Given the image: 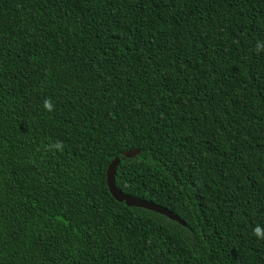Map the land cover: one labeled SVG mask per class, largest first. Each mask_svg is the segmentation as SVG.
Wrapping results in <instances>:
<instances>
[{
    "label": "trees",
    "instance_id": "16d2710c",
    "mask_svg": "<svg viewBox=\"0 0 264 264\" xmlns=\"http://www.w3.org/2000/svg\"><path fill=\"white\" fill-rule=\"evenodd\" d=\"M257 226L264 0H0V264H264Z\"/></svg>",
    "mask_w": 264,
    "mask_h": 264
},
{
    "label": "water",
    "instance_id": "95a60500",
    "mask_svg": "<svg viewBox=\"0 0 264 264\" xmlns=\"http://www.w3.org/2000/svg\"><path fill=\"white\" fill-rule=\"evenodd\" d=\"M139 151H129L124 153V158H132L135 157ZM120 160L118 158H115L110 165L107 167L105 178H106V186L108 188V191L110 195L113 197V199L119 203H124L127 207H135L144 209L147 211H151L154 213H157L159 215H162L172 221H176L179 224H183V222L173 213H171L168 209L164 207H160L158 205H155L153 203L146 202L144 200H139L134 197H131L129 195L124 194L122 191H120L115 184V174L116 169L119 164Z\"/></svg>",
    "mask_w": 264,
    "mask_h": 264
},
{
    "label": "clouds",
    "instance_id": "9594fccd",
    "mask_svg": "<svg viewBox=\"0 0 264 264\" xmlns=\"http://www.w3.org/2000/svg\"><path fill=\"white\" fill-rule=\"evenodd\" d=\"M261 47L259 45V43L257 44L255 51L257 52V54L260 52ZM43 108L45 111L51 112L54 110V106L52 104L51 99H45L43 102ZM44 151L45 152H59V153H63L65 146L63 144L62 141H56V142H51L49 141L47 144H45L44 146ZM252 236L254 238H256L258 241H264V228H261L260 226H257L255 228L252 229Z\"/></svg>",
    "mask_w": 264,
    "mask_h": 264
},
{
    "label": "bare ground",
    "instance_id": "6f19581e",
    "mask_svg": "<svg viewBox=\"0 0 264 264\" xmlns=\"http://www.w3.org/2000/svg\"><path fill=\"white\" fill-rule=\"evenodd\" d=\"M117 158H118V157H117ZM114 159H115V158H114ZM114 159H113V160H114ZM118 159H119V158H118ZM113 160H112V161H113ZM119 160H120V159H119ZM112 161H111V162H112ZM111 162H110V163H111ZM109 165H110V164H109ZM109 165H108V166H109ZM105 181H106V178H105ZM120 191H121V190H120ZM124 194H125V193H124ZM126 195H129V194H126ZM129 196H131V195H129ZM131 197H134V196H131ZM134 198H136V197H134ZM136 199H138V198H136ZM139 200H142V199H139ZM144 201H145V200H144ZM146 202H149V201H146ZM149 203H151V202H149ZM130 208H131V207H130ZM156 214H157V213H156Z\"/></svg>",
    "mask_w": 264,
    "mask_h": 264
}]
</instances>
